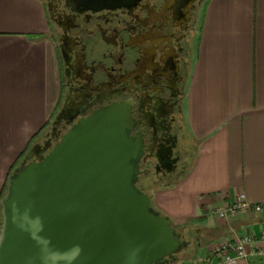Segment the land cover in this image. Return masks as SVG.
<instances>
[{"label": "crops", "instance_id": "crops-1", "mask_svg": "<svg viewBox=\"0 0 264 264\" xmlns=\"http://www.w3.org/2000/svg\"><path fill=\"white\" fill-rule=\"evenodd\" d=\"M60 94L44 1L0 0V197ZM184 121L196 154L176 185L150 192L151 205L191 243L171 264H210L213 246L264 233V0L206 1ZM240 194L262 211L214 215Z\"/></svg>", "mask_w": 264, "mask_h": 264}, {"label": "water", "instance_id": "water-1", "mask_svg": "<svg viewBox=\"0 0 264 264\" xmlns=\"http://www.w3.org/2000/svg\"><path fill=\"white\" fill-rule=\"evenodd\" d=\"M131 129L111 106L28 150L0 200V264H171L191 246L136 186L143 152Z\"/></svg>", "mask_w": 264, "mask_h": 264}, {"label": "flooded vegetation", "instance_id": "flooded-vegetation-1", "mask_svg": "<svg viewBox=\"0 0 264 264\" xmlns=\"http://www.w3.org/2000/svg\"><path fill=\"white\" fill-rule=\"evenodd\" d=\"M43 1L61 94L39 144L54 146L78 120L120 106L132 121L129 135L142 143L136 186L150 194L176 183L191 157L184 100L207 0H125L113 7Z\"/></svg>", "mask_w": 264, "mask_h": 264}, {"label": "built area", "instance_id": "built-area-1", "mask_svg": "<svg viewBox=\"0 0 264 264\" xmlns=\"http://www.w3.org/2000/svg\"><path fill=\"white\" fill-rule=\"evenodd\" d=\"M252 211L259 214L262 207L251 205L245 196L240 194L227 205L214 209V215L219 219H227L237 214ZM249 247V249H247ZM212 253L216 261L210 264H251V260L258 259L264 263V233L255 237L244 235L231 244L215 245Z\"/></svg>", "mask_w": 264, "mask_h": 264}, {"label": "rangeland", "instance_id": "rangeland-1", "mask_svg": "<svg viewBox=\"0 0 264 264\" xmlns=\"http://www.w3.org/2000/svg\"><path fill=\"white\" fill-rule=\"evenodd\" d=\"M49 128H50V125L45 129V131L43 132V135H44L45 132H47L49 130ZM43 135L39 138V141H41ZM191 143H192L191 144V157L189 159V166L191 165V163L193 161V158H194V156L196 154V144H194L192 141H191Z\"/></svg>", "mask_w": 264, "mask_h": 264}, {"label": "trees", "instance_id": "trees-1", "mask_svg": "<svg viewBox=\"0 0 264 264\" xmlns=\"http://www.w3.org/2000/svg\"><path fill=\"white\" fill-rule=\"evenodd\" d=\"M15 168H16V167H15ZM15 168H14V169H15ZM178 182H179V180H178L176 183H174V184H172V185H169V186H167V187H172V186L176 185ZM163 188H166V187H163ZM5 192H6V185H5V188H4V190H3L2 195H1V197H0V200H1V198L3 197V195L5 194ZM0 211H1V208H0ZM0 220H1V216H0Z\"/></svg>", "mask_w": 264, "mask_h": 264}]
</instances>
